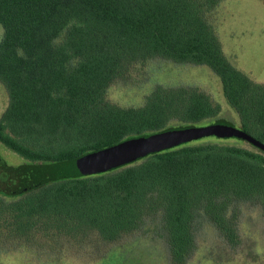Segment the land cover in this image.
<instances>
[{"label": "trees", "instance_id": "1", "mask_svg": "<svg viewBox=\"0 0 264 264\" xmlns=\"http://www.w3.org/2000/svg\"><path fill=\"white\" fill-rule=\"evenodd\" d=\"M223 1L0 0V146L23 160L0 155V264H71L93 246L157 235L165 264L264 254L246 246L247 223L264 218V150L246 140L199 139L88 176L66 170L127 138L203 122L235 120L264 143V83L225 53ZM157 57L208 66L220 95L157 84L140 104L110 98Z\"/></svg>", "mask_w": 264, "mask_h": 264}, {"label": "rangeland", "instance_id": "2", "mask_svg": "<svg viewBox=\"0 0 264 264\" xmlns=\"http://www.w3.org/2000/svg\"><path fill=\"white\" fill-rule=\"evenodd\" d=\"M217 12V32L225 53L236 67L245 71L253 80L264 83V0H224ZM0 29H2L1 38L4 33L2 25ZM218 80L217 75L206 65L178 63L157 57L141 71L135 72L127 81L113 86L109 96L122 105L140 104L145 95L157 84L198 85L214 92L215 95H220ZM231 122L239 126L237 121L231 120ZM203 123L202 125L209 124ZM202 139H216V136ZM233 140L244 141L236 138ZM0 155L10 165H19L23 162L20 156L8 154L1 146ZM246 230L250 231L252 237L246 242V246L251 250L264 251V218L260 217L255 224L247 223ZM198 234L208 240V244L211 243L209 241L211 236L216 241L220 240L216 232L214 235L201 234L198 228ZM149 241L140 239L134 243L131 240L128 242V247L116 246L114 249L107 248L96 254L94 252L97 248L93 246V249L91 248L93 254L82 255L77 252L71 264H165L167 252L163 238L157 235L154 241ZM224 246L221 241V247ZM215 247L218 248L219 245ZM258 255L255 254L253 262L234 259L223 264H264L263 252ZM51 263L54 264L49 260H31L28 264Z\"/></svg>", "mask_w": 264, "mask_h": 264}, {"label": "water", "instance_id": "3", "mask_svg": "<svg viewBox=\"0 0 264 264\" xmlns=\"http://www.w3.org/2000/svg\"><path fill=\"white\" fill-rule=\"evenodd\" d=\"M209 136L246 140L264 150V143L229 120L196 126H175L127 138L117 144L85 154L67 164L74 177L103 173L170 148Z\"/></svg>", "mask_w": 264, "mask_h": 264}, {"label": "clouds", "instance_id": "4", "mask_svg": "<svg viewBox=\"0 0 264 264\" xmlns=\"http://www.w3.org/2000/svg\"><path fill=\"white\" fill-rule=\"evenodd\" d=\"M0 32H2V29H0ZM54 43H59V41L57 40V41H54Z\"/></svg>", "mask_w": 264, "mask_h": 264}]
</instances>
